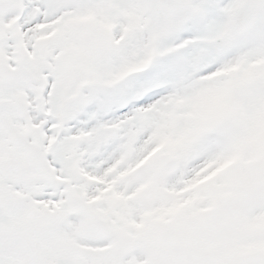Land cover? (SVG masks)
Instances as JSON below:
<instances>
[{"label": "rangeland", "instance_id": "374dc122", "mask_svg": "<svg viewBox=\"0 0 264 264\" xmlns=\"http://www.w3.org/2000/svg\"><path fill=\"white\" fill-rule=\"evenodd\" d=\"M240 1L0 0V264H264V0L225 43Z\"/></svg>", "mask_w": 264, "mask_h": 264}, {"label": "water", "instance_id": "95a60500", "mask_svg": "<svg viewBox=\"0 0 264 264\" xmlns=\"http://www.w3.org/2000/svg\"><path fill=\"white\" fill-rule=\"evenodd\" d=\"M151 17H154L157 12L171 13L178 11L183 7L180 0H148ZM257 5L254 0H243L235 12L230 34L226 41L239 36L252 24Z\"/></svg>", "mask_w": 264, "mask_h": 264}]
</instances>
